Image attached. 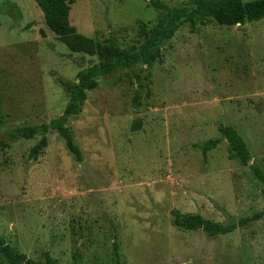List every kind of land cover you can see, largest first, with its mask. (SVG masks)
<instances>
[{
	"label": "rangeland",
	"instance_id": "374dc122",
	"mask_svg": "<svg viewBox=\"0 0 264 264\" xmlns=\"http://www.w3.org/2000/svg\"><path fill=\"white\" fill-rule=\"evenodd\" d=\"M72 1L78 32L123 49L141 47L139 23L150 29L162 16L150 0ZM101 61L60 41L35 0H0V140L62 115L64 83ZM226 125L244 137L248 166L226 139L202 152ZM68 126L82 160L52 130L38 156L42 132L0 146V237L14 252L113 264L117 240L119 264H264V185L251 168L264 172V19L184 24L152 66L101 77ZM176 211L253 220L211 235L177 226ZM0 264H11L2 253Z\"/></svg>",
	"mask_w": 264,
	"mask_h": 264
},
{
	"label": "trees",
	"instance_id": "16d2710c",
	"mask_svg": "<svg viewBox=\"0 0 264 264\" xmlns=\"http://www.w3.org/2000/svg\"><path fill=\"white\" fill-rule=\"evenodd\" d=\"M44 14L47 26L57 35L60 41L77 53L98 55L102 58L99 64H95L78 72L75 82L64 83L68 90L69 102L64 108L63 114L50 122L16 127L7 132V139L0 140V146L7 140L19 138H32L39 132L44 133L41 140L32 148V155L38 156L48 145L47 133L56 131L66 143L68 150L82 160L80 148L74 143L69 131V120L78 116L87 99V92L98 86L101 77L107 76L119 68H131L134 64L142 62L152 66L161 58L162 44L172 39L176 32L184 25L195 27L198 23L207 24L217 22L224 26L244 25L264 19V0H184L171 6L165 1L150 0L151 4L162 12L157 25L148 29L143 23L138 25V34L147 36V40L141 47L123 49L114 42H101L77 31L70 22L72 0H35ZM142 128L141 121L133 126V130ZM221 138L210 139L200 145L206 155L214 149L221 139H226L231 149V158H238L245 165H249L250 150L244 137L238 130L230 125L221 126ZM255 177L264 185V172L258 165H251ZM175 224L187 230L202 228L211 235L231 233L239 226H244L253 219L240 218L237 222L224 224L204 218L200 214L174 212ZM259 216V215H258ZM257 218V217H255ZM0 253L11 264H61L54 260L49 252L45 253V260L41 263L29 258L25 253H16L0 237ZM113 264L120 263L119 245L117 240L113 242ZM76 264V263H75Z\"/></svg>",
	"mask_w": 264,
	"mask_h": 264
}]
</instances>
